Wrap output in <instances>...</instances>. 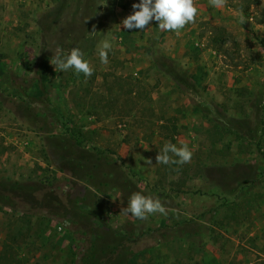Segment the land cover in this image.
Returning a JSON list of instances; mask_svg holds the SVG:
<instances>
[{"label": "rangeland", "instance_id": "rangeland-1", "mask_svg": "<svg viewBox=\"0 0 264 264\" xmlns=\"http://www.w3.org/2000/svg\"><path fill=\"white\" fill-rule=\"evenodd\" d=\"M139 2L0 0V54L12 40L24 59L13 75L24 95L0 92V128L29 141L40 167L0 142V264H129L146 250L161 264L264 262V0H195L179 34L155 20L123 29ZM183 33L167 68L164 48ZM76 47L90 77L50 63ZM194 63L196 80L184 71ZM168 142L191 161L157 163ZM136 192L167 214H120Z\"/></svg>", "mask_w": 264, "mask_h": 264}, {"label": "clouds", "instance_id": "clouds-1", "mask_svg": "<svg viewBox=\"0 0 264 264\" xmlns=\"http://www.w3.org/2000/svg\"><path fill=\"white\" fill-rule=\"evenodd\" d=\"M213 7L221 8L224 6L225 0H209ZM133 13L128 15L121 21V25L125 30L146 29L148 25L155 20L161 31H170L179 34L186 25L195 22L198 9L195 0H140L139 3L132 5ZM240 22L245 23L246 19L241 14ZM95 26L90 34H95ZM112 45L108 40H104L98 45V54L102 63H108V51ZM83 52L80 48H72L70 53L65 55L58 51L55 56L50 59L51 65L54 66L56 72L75 70L77 74L83 73L85 77L93 74V68L89 62L85 60ZM148 150V149H145ZM170 153L172 155H170ZM177 157L178 159H173ZM192 152L187 144L177 147L170 142L165 143L161 152L156 156V162L160 164H185L191 161ZM146 163L151 165L150 159ZM161 213L166 215L167 211L161 201L146 197L139 192L133 193L128 201L127 207L122 208L120 214H131L137 219H146L148 214Z\"/></svg>", "mask_w": 264, "mask_h": 264}, {"label": "crops", "instance_id": "crops-1", "mask_svg": "<svg viewBox=\"0 0 264 264\" xmlns=\"http://www.w3.org/2000/svg\"><path fill=\"white\" fill-rule=\"evenodd\" d=\"M0 31H1V27H0ZM184 34V33H183ZM181 34V36L183 35ZM193 37V36H191ZM177 39V38H176ZM9 40V39H8ZM186 36L185 34L180 37L178 39V41H175V44L172 46L171 44H168L165 48H164V52H163V56L165 58H167L169 61L172 62H176L178 60H180L182 58V46L184 47V49L187 48L186 45ZM7 42V40H5ZM4 51L6 53L5 55L0 54V92L4 93V94H9V97H12V95H17V94H21L24 95V93H21L13 84V75L17 73L21 70L20 68H17L18 63H20L21 61H23L24 59H21V53H18V48L16 47V44H12V40L8 41V43L4 44ZM198 70H200L199 65L194 64H188L185 68L184 71L187 73V76L193 80L197 79L198 76ZM24 73L27 74V72L24 70L21 74L24 76ZM18 75V74H17ZM50 88H47V91L49 93ZM29 94V92H27ZM50 97H49V101L50 103H52L53 105H55L54 103L56 102V97L57 95L54 94V92H50ZM32 97H37L38 96V90L35 91V93L33 92V94H31ZM1 114V113H0ZM1 116V115H0ZM1 118V117H0ZM0 126H2V124L0 123ZM6 130H3L0 128V142L4 141V144H8L9 146H13V143H15L16 145V149L19 150L22 154L20 155L19 159V163L20 164H27L28 162L31 163L30 165L32 167H34V169H36V171H38V159L34 158L32 156V153L29 150V141L26 140L27 144L29 147H25L24 146V142L22 138H18L16 135H10ZM4 138V139H3ZM22 139V140H21ZM9 159L7 152H5L4 154L0 155V168H6L7 167V160ZM40 165V164H39ZM51 170V169H48ZM47 170V171H48ZM44 171V170H43ZM47 173H52V171H48ZM0 207L3 209L4 206L0 205ZM1 214V213H0ZM135 218V217H134ZM55 220H51V225H54ZM57 228L58 231H61V227H55ZM157 253H159L158 250H151V251H143V252H139L135 255H133L130 260H129V264H161L160 263V258H155V255H157Z\"/></svg>", "mask_w": 264, "mask_h": 264}, {"label": "trees", "instance_id": "trees-1", "mask_svg": "<svg viewBox=\"0 0 264 264\" xmlns=\"http://www.w3.org/2000/svg\"><path fill=\"white\" fill-rule=\"evenodd\" d=\"M164 57V56H163ZM164 59H167V58H165L164 57ZM167 61V60H166ZM168 62V61H167ZM169 63H171V62H168V64L167 65H165L167 68H169L170 67V64ZM40 83H41V85H40V91H41V93L44 95V94H46L47 92V90L45 89V86L43 85V83H42V81H40ZM11 195V194H10ZM1 203V202H0ZM256 264H264V262H259V263H256Z\"/></svg>", "mask_w": 264, "mask_h": 264}, {"label": "built area", "instance_id": "built-area-1", "mask_svg": "<svg viewBox=\"0 0 264 264\" xmlns=\"http://www.w3.org/2000/svg\"><path fill=\"white\" fill-rule=\"evenodd\" d=\"M21 140H22V139H21ZM23 142H24V143H23V144H24V146H25V145H27V142H26V140H25V139H23ZM13 146H14V147H16L15 143H13ZM49 175H51V173H49ZM50 178H51V177H50ZM51 179H52V178H51Z\"/></svg>", "mask_w": 264, "mask_h": 264}]
</instances>
